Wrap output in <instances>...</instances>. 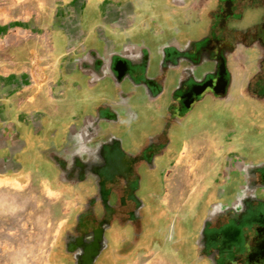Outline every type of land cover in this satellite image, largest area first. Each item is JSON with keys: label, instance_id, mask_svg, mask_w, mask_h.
Listing matches in <instances>:
<instances>
[{"label": "flooded vegetation", "instance_id": "af4514ba", "mask_svg": "<svg viewBox=\"0 0 264 264\" xmlns=\"http://www.w3.org/2000/svg\"><path fill=\"white\" fill-rule=\"evenodd\" d=\"M141 2L139 14L156 31L134 36L121 18L124 8H113L114 38L98 28L93 46H71V71L48 73L75 79L81 87L71 90L94 100L65 135L28 136L27 143L0 119V173L22 170L18 161L26 150L32 161L37 155L50 165L56 186L75 194L51 264H108L101 261L107 253L133 243L121 262L154 237L149 214L157 223L175 213L185 221L190 215L183 209L190 210L194 197L195 211L202 197L209 210L199 211L202 226L182 224L174 245L198 264H264V157L250 159L260 145L239 136L250 133L245 124L218 132L214 124L193 128L195 119L224 103L230 109L241 103L244 117L252 86L235 76L250 62L244 52L264 35V0ZM254 118L264 120V113ZM238 149L249 158L237 157ZM169 196L183 202L163 209L159 204ZM111 234H119V249H112Z\"/></svg>", "mask_w": 264, "mask_h": 264}, {"label": "crops", "instance_id": "0c3cea01", "mask_svg": "<svg viewBox=\"0 0 264 264\" xmlns=\"http://www.w3.org/2000/svg\"><path fill=\"white\" fill-rule=\"evenodd\" d=\"M140 1L0 0V41L8 38L18 40V36L23 35L27 40L38 41L35 46H27L24 49H19L17 43H12L9 50L1 47L3 52L9 54L11 66L7 68L9 73L0 77V119L8 121L9 126L16 127L23 139L26 136L27 143L28 136L35 135L36 138L42 137L46 141H52L65 135L72 121L85 113L89 103H94V100L87 101L84 94L71 90L72 87H81L75 79H68L67 76L65 78L64 75L51 78L46 73L71 71L68 67L72 59L71 46L74 45L78 51L80 46H93L96 43L95 32L98 28H106L107 36L113 39L114 36L110 34L114 33L111 21L113 8H124L125 14L121 15V18L124 23H130L134 31L131 34L134 36L143 35L149 29L156 31L157 25L139 14L138 9L143 3ZM137 17H141L138 23L135 22ZM168 21L165 17V22ZM18 55H23L24 59L20 61ZM39 56L46 58L40 62ZM22 153L18 161L22 162V170L16 173H0V186L17 189L20 185H26L27 189H30L34 183L39 182L43 188L42 193L46 194L47 198L71 199L67 189L56 186L55 175L49 164L38 160L37 155L32 161L26 150ZM35 177L37 180H34ZM26 187L23 192H27ZM34 212L33 209L30 215L37 214ZM41 215L51 216L50 209L41 212ZM13 244L10 243V248H14ZM18 254L13 251L7 264L14 263ZM50 262V258L39 259L32 264ZM0 264H3L2 251Z\"/></svg>", "mask_w": 264, "mask_h": 264}, {"label": "rangeland", "instance_id": "374dc122", "mask_svg": "<svg viewBox=\"0 0 264 264\" xmlns=\"http://www.w3.org/2000/svg\"><path fill=\"white\" fill-rule=\"evenodd\" d=\"M252 20L257 21L258 18L252 17ZM261 20H259V22ZM12 43L13 45L17 43L19 49H24V47L27 46H35L38 44V41H33V39L27 40L25 35L18 36V40H11L8 38L6 40L4 39L2 42L0 41V75L9 73L7 68L11 66L9 54L3 52L1 47L3 46L4 50L5 48L9 50ZM254 43V50H246L248 53L244 52V56L248 57L250 62L244 66L240 75L235 76L236 79H243L252 86L251 89H246V96L243 99L244 117H239L241 103H238L234 109H232V107L230 109L228 106H225L226 103H224L219 108L216 107L217 109H215V111L206 114L207 116L204 118H198L193 121V128L195 131L199 128L209 127L212 124L215 125V127L211 126V129L214 130L212 132H218V130L225 131L228 128L238 129V126L243 124L247 125V127L249 126L250 133L245 134L246 138L242 133L239 134V136L245 139L247 144L257 143L260 145L257 153L250 156L252 157L250 159H255L256 156H258V158L261 156L264 157V152L262 151V145H264V120H258V122L254 121L255 113H264V107L262 106L264 105V90H261V84H264V35L258 36L257 39L254 40ZM18 58L21 61L24 59V56L18 55ZM43 58L46 57H38L40 62L43 61ZM40 74L43 75V73ZM250 114H252V122L246 120ZM257 126L259 129H256ZM260 127L262 128L260 129ZM225 136L227 137V134L224 135V137ZM236 154L239 158H249V153L246 149H238ZM195 168L198 170L196 166ZM34 180H37V177H35ZM51 184L54 183L51 182ZM20 186L21 187L17 189H13L11 186H0V212H2V214H0V253L2 251L3 264H7V261L10 262L13 251L19 253L18 257L14 263L8 264H32L39 259H51L50 252L61 233L62 227L73 214L74 207L71 204L72 200L74 201L73 192H70L71 194L68 196L71 199L67 198L69 200H66L64 197V200H58L47 198V195L42 193L43 188L39 182L34 183L30 189H27L26 185ZM51 186L53 187L54 185ZM25 187L27 192H23ZM28 191L31 193L29 194ZM194 199L195 197L189 203V205L191 204L189 207L190 210H187V205L183 209L187 215H190L186 216L185 221L183 217L175 213L174 215L168 214L169 216L157 223L156 218L152 217V214H149L147 221L150 222L151 228L156 232L155 235H153L154 237H151L152 239H150V241L146 242V244L142 245L138 250L133 251L127 259L121 262H119L118 259L124 258L131 252L130 250L132 249L133 243L131 244L132 246L126 245V247L115 254L107 253L110 255L106 256L107 258H103L101 261H107L108 264H112L116 260L118 264H198L196 263L197 261H195L196 259L188 258L186 249L181 250L178 246L174 245V242L180 236L182 224L185 225L186 223L190 229L196 228L199 225L202 226L203 224V215L209 210L210 202L206 201V198H200L198 210L195 211L192 204L198 201ZM181 202L183 201L180 197L176 200L169 196L167 198L165 197L162 204L160 203L159 205L163 209H171L173 206L172 204H180ZM195 206H197V204H195ZM33 209L35 211L34 213L37 214L30 215ZM47 209H50L51 216L41 215V212ZM199 211L205 212L202 215ZM62 212H67V214ZM47 229H49V232H47ZM168 235H170L171 239L169 242H165L164 240ZM107 238L113 250L121 247L119 234H111ZM62 240L59 243H62ZM131 240L132 239H130L129 242ZM10 243H14V248H10ZM187 246H189V244ZM27 260L29 262H26ZM49 264H51V262Z\"/></svg>", "mask_w": 264, "mask_h": 264}]
</instances>
